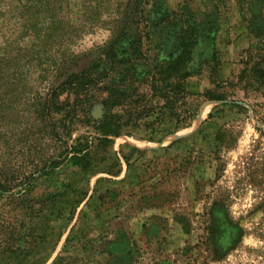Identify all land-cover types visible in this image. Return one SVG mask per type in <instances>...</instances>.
<instances>
[{"label": "rangeland", "instance_id": "rangeland-1", "mask_svg": "<svg viewBox=\"0 0 264 264\" xmlns=\"http://www.w3.org/2000/svg\"><path fill=\"white\" fill-rule=\"evenodd\" d=\"M242 5L0 0V178L23 193L0 197V264L59 256L66 264H264V84L238 80L262 3ZM187 21L199 26L188 79L200 101L194 116L178 128L158 124L152 140L143 130L112 137L87 169L46 166L64 140L97 135L77 122L69 138L60 128L67 112L43 114L59 81L105 64V48L144 30L143 49L166 58ZM213 78L233 84L226 99L198 96ZM101 111L95 102L90 114Z\"/></svg>", "mask_w": 264, "mask_h": 264}, {"label": "trees", "instance_id": "trees-1", "mask_svg": "<svg viewBox=\"0 0 264 264\" xmlns=\"http://www.w3.org/2000/svg\"><path fill=\"white\" fill-rule=\"evenodd\" d=\"M242 1L238 0L241 8ZM261 3L262 16L252 26L257 40L246 49L249 55L244 59V66L238 75L240 82L245 81V87L246 84L254 86V90L259 88V84H264V51L258 55L254 53L260 47L264 50V0ZM248 22L250 24L251 21ZM125 25L129 22L123 21L120 29L124 30ZM198 33L196 23L187 21L179 25L174 50L166 58L157 60L142 47L143 39L148 40L151 36L149 30H144L136 37L118 38L112 46L105 48V64L94 63L67 73L44 102L43 114L67 112L69 124L60 128L66 130L65 135L69 138L77 122L91 124L97 135H78L70 144L64 140V148L53 157L43 158V163L52 170L63 163L87 169L97 161L112 137L143 130V137L152 140L158 133V124L169 121L178 128L191 119L200 102L197 93L188 87V79L194 74L189 66ZM155 60L149 68H139L140 64ZM211 83L214 87L205 88L198 96L223 100L227 97L224 88L233 85L214 78ZM62 93L65 97L60 101L58 95ZM95 102L101 104L102 110L96 118L90 114ZM41 174L47 173L43 171ZM18 185L0 178V197L12 198L13 195L23 194L22 191H13ZM52 264L66 262L59 256Z\"/></svg>", "mask_w": 264, "mask_h": 264}, {"label": "water", "instance_id": "water-1", "mask_svg": "<svg viewBox=\"0 0 264 264\" xmlns=\"http://www.w3.org/2000/svg\"><path fill=\"white\" fill-rule=\"evenodd\" d=\"M101 114V113H100Z\"/></svg>", "mask_w": 264, "mask_h": 264}]
</instances>
